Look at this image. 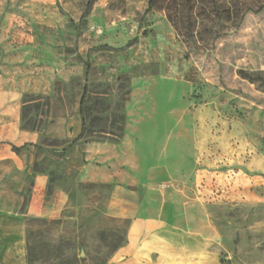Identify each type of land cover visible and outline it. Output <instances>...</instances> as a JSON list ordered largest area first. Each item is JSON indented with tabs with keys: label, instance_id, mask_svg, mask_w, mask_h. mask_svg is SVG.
Segmentation results:
<instances>
[{
	"label": "rangeland",
	"instance_id": "1",
	"mask_svg": "<svg viewBox=\"0 0 264 264\" xmlns=\"http://www.w3.org/2000/svg\"><path fill=\"white\" fill-rule=\"evenodd\" d=\"M233 1L0 0V264L121 262L113 185L138 264H264V8Z\"/></svg>",
	"mask_w": 264,
	"mask_h": 264
},
{
	"label": "crops",
	"instance_id": "2",
	"mask_svg": "<svg viewBox=\"0 0 264 264\" xmlns=\"http://www.w3.org/2000/svg\"><path fill=\"white\" fill-rule=\"evenodd\" d=\"M141 205L140 194L124 186L113 185L110 199V211L116 216L130 219L128 239L125 245L121 246L113 254L112 259L121 261L114 264H138L136 252V240L131 234V230L144 232L150 225L146 219L136 218L137 212ZM128 256V257H127Z\"/></svg>",
	"mask_w": 264,
	"mask_h": 264
},
{
	"label": "trees",
	"instance_id": "3",
	"mask_svg": "<svg viewBox=\"0 0 264 264\" xmlns=\"http://www.w3.org/2000/svg\"><path fill=\"white\" fill-rule=\"evenodd\" d=\"M215 8L213 7L212 10L215 11V13H220L221 18H223L225 21H232L237 22V24L240 23V21L243 19L246 13H259L264 8V0H234L230 5H225L224 3H215ZM165 9H167V17L170 21L174 22V24H177L178 16H177V9L173 10L171 8V5L169 2L165 5ZM177 16V17H176ZM239 74L242 78L247 79L251 83L257 82L258 76H262L264 73L261 72H246V71H239ZM84 95H82L81 100H83ZM80 106V113H82V129L78 136L71 142L74 143L79 138H81V135L83 134L84 130L87 126V120L85 113H83V110ZM16 148V147H15Z\"/></svg>",
	"mask_w": 264,
	"mask_h": 264
}]
</instances>
